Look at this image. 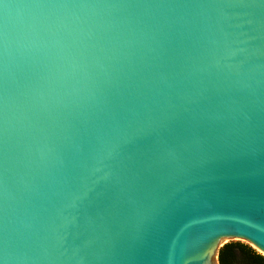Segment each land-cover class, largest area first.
<instances>
[{
	"label": "water",
	"instance_id": "95a60500",
	"mask_svg": "<svg viewBox=\"0 0 264 264\" xmlns=\"http://www.w3.org/2000/svg\"><path fill=\"white\" fill-rule=\"evenodd\" d=\"M264 256V0H0V264Z\"/></svg>",
	"mask_w": 264,
	"mask_h": 264
},
{
	"label": "trees",
	"instance_id": "16d2710c",
	"mask_svg": "<svg viewBox=\"0 0 264 264\" xmlns=\"http://www.w3.org/2000/svg\"><path fill=\"white\" fill-rule=\"evenodd\" d=\"M219 264H264V256L241 243H227L218 250Z\"/></svg>",
	"mask_w": 264,
	"mask_h": 264
},
{
	"label": "rangeland",
	"instance_id": "374dc122",
	"mask_svg": "<svg viewBox=\"0 0 264 264\" xmlns=\"http://www.w3.org/2000/svg\"><path fill=\"white\" fill-rule=\"evenodd\" d=\"M252 249L255 250L256 252L260 253L256 248H252ZM260 254H262V253H260Z\"/></svg>",
	"mask_w": 264,
	"mask_h": 264
}]
</instances>
